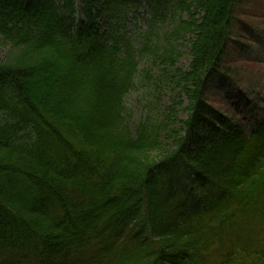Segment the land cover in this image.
Returning <instances> with one entry per match:
<instances>
[{
    "label": "trees",
    "instance_id": "1",
    "mask_svg": "<svg viewBox=\"0 0 264 264\" xmlns=\"http://www.w3.org/2000/svg\"><path fill=\"white\" fill-rule=\"evenodd\" d=\"M236 4L0 0V264H264V120L205 100Z\"/></svg>",
    "mask_w": 264,
    "mask_h": 264
},
{
    "label": "rangeland",
    "instance_id": "2",
    "mask_svg": "<svg viewBox=\"0 0 264 264\" xmlns=\"http://www.w3.org/2000/svg\"><path fill=\"white\" fill-rule=\"evenodd\" d=\"M76 5L80 7L81 0H76ZM142 5L144 8L145 4ZM146 8L139 10L138 15L143 16L148 12ZM134 17L135 15L130 14V22ZM145 21L146 18L140 21L139 28H144ZM165 26L166 23L161 25L163 28ZM188 39L189 36L186 35L183 41L185 43H179L182 57L177 67L183 70L189 64L186 45ZM9 50V45L0 37V60ZM37 74L30 78L34 87L39 81ZM143 91L128 97L131 131L147 103L155 111L153 116H160L172 98L169 92L153 95L152 98ZM205 100L245 135L254 133L264 120V0H237L228 49L222 58L220 72L206 87ZM183 108L184 105L176 109L177 117L181 120L186 119Z\"/></svg>",
    "mask_w": 264,
    "mask_h": 264
}]
</instances>
